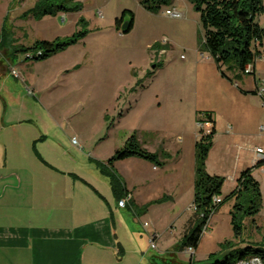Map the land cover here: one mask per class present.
<instances>
[{
	"label": "rangeland",
	"instance_id": "obj_1",
	"mask_svg": "<svg viewBox=\"0 0 264 264\" xmlns=\"http://www.w3.org/2000/svg\"><path fill=\"white\" fill-rule=\"evenodd\" d=\"M40 1L0 0V39L5 30L6 41L12 46L9 52L0 51V63L11 70L0 74V141L51 138L56 150L60 147L58 161H42L35 153L30 162H21L28 164L31 172H38L35 164L40 169L42 161L47 168L72 172L81 183L90 184L86 181H95L93 176L101 177L95 166L107 164L135 130L138 135L155 130V144L147 149L165 151L168 167L137 158L117 162L114 170L154 178V167L167 172L147 190L152 195L163 187L170 192L140 208L138 217L161 234L178 236L180 226L193 216L195 145L201 130L197 111L215 114L217 134L208 173L226 178L222 198L236 188L231 178L246 162L242 153L257 144L264 150L263 102L257 94L240 93L256 88L255 77L226 67L227 78L222 77L203 46L200 15L191 0H168L155 13L143 8L142 0H73L65 10L58 9L61 3L56 0L39 8ZM52 6L55 14L37 15ZM120 9H130L136 15L135 28L127 35L118 34L112 26ZM168 9L177 10L182 18L167 16ZM82 21L87 23L88 36L67 50L43 61L28 60L33 54L23 52L39 41L71 37L82 29ZM260 26L264 29V18ZM79 63L80 68L74 70V64ZM256 66L257 86H261L264 53ZM203 129L208 133L212 125L206 122ZM253 175L262 191L261 212L240 216L242 230L237 234L231 215L235 201H226L210 221L196 264L223 261L247 248L264 250V168ZM88 192L101 206L106 200L98 196L108 195L109 201L116 196L105 190L101 194ZM189 192L190 204L186 199ZM172 194L179 198L177 203L169 199ZM183 254L182 259H192V253Z\"/></svg>",
	"mask_w": 264,
	"mask_h": 264
},
{
	"label": "crops",
	"instance_id": "obj_2",
	"mask_svg": "<svg viewBox=\"0 0 264 264\" xmlns=\"http://www.w3.org/2000/svg\"><path fill=\"white\" fill-rule=\"evenodd\" d=\"M125 10L132 11L120 9L118 15L112 19V26L118 34L121 33L115 29V21ZM168 45L169 43L165 47ZM3 64L0 63V74L11 71L9 66L4 68ZM79 68L80 63L74 64V70ZM256 70L255 65L256 88L240 90L242 95L247 93L255 95ZM14 72L16 71L12 69L13 74ZM131 75L134 78L132 71ZM30 93L35 94L32 90ZM199 112H212L216 121L214 111L198 110L197 113ZM147 131L140 133L143 135H138L139 130L132 133L138 135L145 149L154 145L158 136L153 129ZM163 144L164 142L158 143L157 148L160 150ZM258 148L261 147L257 144L249 152L242 153L246 162L243 165L241 163L235 170L231 178L234 186L244 168L255 164V151ZM59 151V146L56 150V142L44 136L41 139L0 141V264H196L197 250L189 261L181 258L185 251H178L190 219L180 226L178 236H171L159 233L157 227L153 229L151 225L144 232L145 224L143 225L138 217L140 208L170 192L165 187L153 195L149 192L157 177L166 176L167 172H160L154 167L156 171L153 172L156 174L154 178L141 172L130 175L118 170L124 181L125 190L130 192L131 200L122 208L119 207V202L124 197L118 199L115 196L109 201L108 195L98 196L106 200V205L101 206L88 190L93 194H101L102 190L112 193L113 188L109 179L96 168L102 178L93 176L95 181L88 180L86 182L90 184H84L79 181V176L72 172H58L47 168L46 163L42 161H58L61 157ZM157 152L158 149L154 148L153 153ZM211 152L212 150L210 154ZM35 153L39 154L45 167L42 165V170L35 164V170L38 172H31L28 164L25 165L21 161L30 162ZM210 154L207 161L208 172ZM135 159L137 158L119 163L136 161ZM190 192L189 198H186L188 204L193 200ZM169 199L177 203L179 198H174L172 194L169 195ZM151 240L155 248L152 247Z\"/></svg>",
	"mask_w": 264,
	"mask_h": 264
},
{
	"label": "trees",
	"instance_id": "obj_3",
	"mask_svg": "<svg viewBox=\"0 0 264 264\" xmlns=\"http://www.w3.org/2000/svg\"><path fill=\"white\" fill-rule=\"evenodd\" d=\"M51 0H41L39 8ZM61 3L58 9L65 10V5L73 0H56ZM168 0H142L141 5L149 12H157ZM196 11L200 15L203 29V46L209 52L222 77L227 78L223 68L229 71H240L245 74L249 65L255 67L257 59L263 56L261 45L264 41V29L260 26V19L264 17V0H191ZM55 14L54 7L39 12V17ZM129 22L128 28L122 31L125 21ZM82 29L71 37L58 38L53 42L39 41L31 48H23L24 53H32L35 61H43L57 55L69 47L78 44L85 39L89 31L87 23L82 21ZM135 26V14L125 10L116 19L115 29L121 34L131 33ZM5 29V28H4ZM5 30L0 40V51L9 52L12 46L6 41ZM10 56V54H9ZM248 75V74H245ZM255 76V71L252 73ZM256 94V91H255ZM199 122H209L212 129L207 133L199 131V141L196 143V168H195V194L193 202V216L188 222L187 230L178 246V251H185L192 247L198 250L203 238V230L213 215L226 201H235L232 212V225L237 234H241L240 216H257L263 206L262 191L259 182L254 178V171L261 169L264 162H258L250 168L243 170L236 181V188L226 197H223V188L226 178L219 175H211L207 171V161L210 151L214 146V138L217 134L216 121L212 112H200ZM108 120V119H107ZM169 155L165 152L152 153L145 149L136 133L132 134L123 148L116 150L107 164L98 163L95 166L105 175L118 199H124L130 195L125 190L124 181L114 170L115 164L130 158H140L155 166H165ZM113 171V172H110ZM222 202L215 204V199ZM259 256L264 260V250L247 248L235 257L223 261L212 260L205 264H235L239 260ZM209 261V262H210Z\"/></svg>",
	"mask_w": 264,
	"mask_h": 264
},
{
	"label": "built area",
	"instance_id": "obj_4",
	"mask_svg": "<svg viewBox=\"0 0 264 264\" xmlns=\"http://www.w3.org/2000/svg\"><path fill=\"white\" fill-rule=\"evenodd\" d=\"M166 15L171 17V18H174V19H180L183 16L180 12H178L175 9L174 10H167L166 11ZM261 49H262V51H264V41H263V43L261 45ZM254 71H255V67H253L252 65H249L246 68L245 74L252 75V73ZM14 74L16 75L15 72H14ZM256 94L261 98V100L263 102V108H264V81H263L261 86H257ZM198 124L201 127V129H203V127H205V125H206V122H199ZM208 124H210V123L208 122ZM261 131H264V126L261 127ZM73 143L77 144L78 142H77L76 139H74ZM255 161H256L255 164L258 163V162H264V150L263 149H261V148L256 149V151H255ZM263 168H264V166L261 169H263ZM130 200H131V195H128L125 199H123L122 201L119 202V207L124 208L126 206L127 202L130 201ZM221 202H222V200L220 198H216L215 199V204L216 205L220 204ZM192 210H194L193 205H192ZM209 224H210V221L205 226V228L203 230V235H205L206 231H208ZM144 226L147 228L149 225L145 224ZM151 242H152V247L155 248V244H154L153 240H151ZM185 252L194 254L195 250L192 247H189V248H187L185 250ZM235 264H264V260L261 257H259V256H251V257L243 258V259L239 260Z\"/></svg>",
	"mask_w": 264,
	"mask_h": 264
},
{
	"label": "water",
	"instance_id": "obj_5",
	"mask_svg": "<svg viewBox=\"0 0 264 264\" xmlns=\"http://www.w3.org/2000/svg\"><path fill=\"white\" fill-rule=\"evenodd\" d=\"M129 22L126 20L122 26V31H125L128 28Z\"/></svg>",
	"mask_w": 264,
	"mask_h": 264
}]
</instances>
